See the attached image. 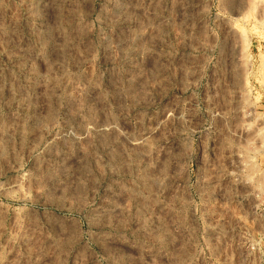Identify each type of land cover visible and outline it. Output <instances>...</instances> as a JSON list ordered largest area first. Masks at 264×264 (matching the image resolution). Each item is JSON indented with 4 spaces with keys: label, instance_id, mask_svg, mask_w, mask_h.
I'll return each instance as SVG.
<instances>
[{
    "label": "rangeland",
    "instance_id": "374dc122",
    "mask_svg": "<svg viewBox=\"0 0 264 264\" xmlns=\"http://www.w3.org/2000/svg\"><path fill=\"white\" fill-rule=\"evenodd\" d=\"M231 163L264 180V0H0V264H264Z\"/></svg>",
    "mask_w": 264,
    "mask_h": 264
},
{
    "label": "built area",
    "instance_id": "2783aa9c",
    "mask_svg": "<svg viewBox=\"0 0 264 264\" xmlns=\"http://www.w3.org/2000/svg\"><path fill=\"white\" fill-rule=\"evenodd\" d=\"M240 165L243 166L242 164ZM234 166L236 169L232 168V163L229 167L221 164L218 168L219 172H221V170L225 172L226 177H233L234 189H232L231 186L219 187V192L217 193L218 195L226 193L239 199L237 203L240 205L237 207L236 212L247 215L250 220L241 231L242 240L240 244L245 245L251 251L254 250L259 243L264 244V237L261 236L262 232L258 229L256 222V215H264V180L259 181L258 175H252L242 180L236 171L238 167L236 165ZM235 175H237V177ZM226 177H222V180L231 182V180Z\"/></svg>",
    "mask_w": 264,
    "mask_h": 264
}]
</instances>
